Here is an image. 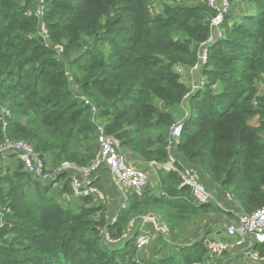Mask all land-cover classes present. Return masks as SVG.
I'll return each mask as SVG.
<instances>
[{"label": "trees", "instance_id": "obj_1", "mask_svg": "<svg viewBox=\"0 0 264 264\" xmlns=\"http://www.w3.org/2000/svg\"><path fill=\"white\" fill-rule=\"evenodd\" d=\"M240 2L252 12L227 17L201 69L206 83L190 91L177 69L193 66L209 33L205 3H164L153 15L149 0H44L37 18L29 14L34 0H0V108L11 113L4 128L0 118V147L5 139L26 141L45 170L46 162L87 167L102 123L122 151L162 164L168 129L182 121L180 160L206 189L216 186L236 203V213H251L264 205V0ZM14 163L0 162V264H141L132 237L118 246L102 238L103 231L120 238L140 210L155 213L173 237L189 218L236 219L213 201L194 203L178 174L159 168V192L127 194L109 221L106 205L91 197L65 205L49 194L68 172L43 182ZM207 258L201 237L145 264H218Z\"/></svg>", "mask_w": 264, "mask_h": 264}, {"label": "built area", "instance_id": "obj_2", "mask_svg": "<svg viewBox=\"0 0 264 264\" xmlns=\"http://www.w3.org/2000/svg\"><path fill=\"white\" fill-rule=\"evenodd\" d=\"M43 3L44 0H34V7L29 11V14L40 18L43 12ZM204 3L211 8L212 11L207 17L209 33L198 45L197 60L193 66L189 70L177 69L181 74L186 71L197 73L198 79L195 83L190 85V91L205 85L206 77L201 74V69L207 62L208 48L211 44L223 37L224 30L222 26L231 12V0H204ZM38 33L45 42H48V31L44 22H39ZM53 49L56 51L57 56L62 59L63 46L61 44H55L53 45ZM83 100L85 103L90 104L89 100L85 98H83ZM0 112V118L4 128L6 124L5 118L10 117L11 113L5 106L0 108ZM182 129V121H177L169 127L165 139L166 159L160 166L163 169L172 170L178 174L181 179V185H186L190 188V198L194 203H208L214 200V196L206 189L199 172L193 167L185 165L178 156L177 145L181 138ZM96 147V155L89 166L87 168H78V170L85 174H93L101 168H106L115 186L121 191L122 201L120 208L123 209L126 207L125 201L128 192L141 195L145 191L148 184V175L143 169L133 166L128 162L117 140L112 135L105 133L102 123H98L96 126ZM0 151L11 153L15 160L21 164L24 171L31 173L34 177L39 178L43 182L52 180L57 171L61 172L60 168L71 167L70 164L64 163L52 172L45 170V163L43 160L29 143L22 140L5 139L0 147ZM68 182L70 199L79 200L81 198L91 197L95 203L105 202L106 195L104 190L93 184L90 179L71 176ZM235 214L236 219L229 222L225 228L226 234L229 236L238 235L239 238L235 242L238 246L244 244H248L249 246L252 244L260 245L261 253L251 254L249 252V255L264 261V205L256 208L251 213ZM113 220L114 218L112 221ZM135 220H139L142 223H149L152 226V230L163 238H166L169 234L168 226L161 222L156 214L149 212L131 218L125 225L120 238L111 239L105 231H103L102 238L104 242L116 244L121 242V240L123 241L124 239L132 237L137 252L149 246L151 243L150 233L145 231L132 233V225ZM227 246L228 245L222 241L205 239L208 261H212L213 257L220 256L227 249ZM135 259L138 262L141 261L137 256H135ZM191 264L205 263L197 261Z\"/></svg>", "mask_w": 264, "mask_h": 264}, {"label": "crops", "instance_id": "obj_3", "mask_svg": "<svg viewBox=\"0 0 264 264\" xmlns=\"http://www.w3.org/2000/svg\"><path fill=\"white\" fill-rule=\"evenodd\" d=\"M155 3H150L149 9L151 14L156 15L162 12L164 3H176V4H187V5H197L204 4V0H152ZM253 8L245 3L240 2V0H231V12L229 14L228 21L233 22L239 18L241 14L251 13ZM182 81L187 85H191L195 83L198 79V75L196 72L190 73L186 71L182 76ZM125 158L128 160L130 164L136 166L138 168L143 169L148 175V184L145 189L146 192H151L152 194H156L159 191L158 179H157V170L162 168L160 164H156L154 162H144L143 160L133 156L131 153L123 151ZM15 158L12 154H5L0 157L1 163H9L10 166H14ZM67 169V176L62 178L61 180L55 182L53 186L50 188L49 193L54 196L59 201L63 202L65 205H76L79 200H72L69 198V193H66L63 190L65 186V182L71 176H79L83 179H90L92 183L95 181L97 185L101 189L104 190L106 195V200L103 202L107 207L106 218L109 221H112L115 218L117 212L120 209V204L122 201L121 191L115 186L112 181V177L106 168H101L99 171L85 174L78 170V167H67L63 168ZM62 171V169H61ZM63 172V171H62ZM87 175V176H86ZM201 176V175H200ZM201 180L204 183L203 177L201 176ZM205 184V183H204ZM208 190V189H207ZM213 196V202L216 203L217 206L221 207L224 211H234L237 212L235 208L236 203H232V201L226 196L225 193L221 192L216 186H212L211 190H208ZM131 192H128L129 194ZM126 204V201H125ZM234 207V208H233ZM151 211H143L140 210L134 217H137L140 214H146ZM155 214V213H154ZM158 217V216H157ZM159 218V217H158ZM136 219V218H135ZM191 223H194V228L187 235H178L177 230L180 229L181 223L184 221H180L176 228L174 229L176 232V236L171 240V234L169 233L166 238H170V241H167L166 238H163L157 232L152 230V226L149 223H142L139 220H135L132 225V233H137L140 231H145L150 233L151 235V243L149 246L144 248L143 250L137 252L136 256L141 260V264H145L153 258H157L161 256V254L166 253V251H172L173 246L184 247L192 244L194 241L198 240L201 237H205V239L216 240L225 242L228 246L227 249L220 255L213 257L212 261H216L218 264H264V261L259 258H253L249 255L251 254H259L261 253V247L257 244L252 245H242L238 246L235 244L238 235L229 236L225 232V228L229 222L234 220L227 217L224 213H216L210 214L207 217L200 219V217L189 218ZM189 219H186L183 224H189ZM161 221V219H159ZM163 222V221H161ZM164 223V222H163ZM196 223V224H195ZM125 228V227H124ZM180 238L178 240L177 237ZM193 236V237H191ZM183 239V240H182ZM167 241V242H165ZM167 244V245H166ZM248 250V251H247ZM208 260V258H207ZM209 261L208 263L212 262Z\"/></svg>", "mask_w": 264, "mask_h": 264}, {"label": "rangeland", "instance_id": "obj_4", "mask_svg": "<svg viewBox=\"0 0 264 264\" xmlns=\"http://www.w3.org/2000/svg\"><path fill=\"white\" fill-rule=\"evenodd\" d=\"M150 1V3L152 4V3H155V2H157V1H155V2H153L152 0H149ZM183 5V4H182ZM149 6H150V4H149ZM227 21H228V19H227ZM184 74V73H183ZM183 74L181 75V76H183ZM190 86V85H189ZM252 123H256V119H254V120H252ZM14 164H16V163H14ZM64 164V163H63ZM69 164V163H68ZM71 166H73V167H77V166H75V165H72V164H70ZM89 166V165H88ZM87 166V167H88ZM87 167H78V168H87ZM46 169H47V171H50V172H52L53 170H55V168H53V166L52 165H50V163L49 162H46ZM60 169H62V168H60ZM62 171H67V169H62ZM53 186V185H52ZM50 194V193H49ZM51 195V194H50ZM185 221V220H184ZM183 221V222H184ZM183 222L181 223L182 225H181V227H180V229L179 230H177L176 232H177V234L179 235L180 234V236L181 235H187V234H189L190 233V231H192L193 230V228L195 227L194 226V223H191L190 222V219H189V224H187V223H185V224H183ZM196 224V223H195ZM176 232L174 231V234H176ZM180 236L179 237H177V239L176 240H178L179 238H180ZM191 237H193V236H191ZM174 238V237H173ZM173 238H172V236H171V240H173ZM167 239V241H170V238L168 237V238H166ZM183 240V239H182ZM167 241H165V242H167Z\"/></svg>", "mask_w": 264, "mask_h": 264}, {"label": "water", "instance_id": "obj_5", "mask_svg": "<svg viewBox=\"0 0 264 264\" xmlns=\"http://www.w3.org/2000/svg\"><path fill=\"white\" fill-rule=\"evenodd\" d=\"M115 245H117V246H118V245H120V243H116Z\"/></svg>", "mask_w": 264, "mask_h": 264}]
</instances>
